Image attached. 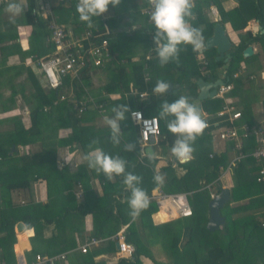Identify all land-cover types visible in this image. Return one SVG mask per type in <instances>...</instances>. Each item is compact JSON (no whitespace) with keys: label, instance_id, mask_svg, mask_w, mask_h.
I'll list each match as a JSON object with an SVG mask.
<instances>
[{"label":"trees","instance_id":"trees-1","mask_svg":"<svg viewBox=\"0 0 264 264\" xmlns=\"http://www.w3.org/2000/svg\"><path fill=\"white\" fill-rule=\"evenodd\" d=\"M221 1H212L218 10V23L222 25L228 23L234 31L238 32L244 30L249 22L255 20L264 30V0H237L236 5L230 10L224 9ZM66 4L61 3L52 10L56 22L64 25L75 24L78 26L77 31L87 26L86 22L79 19L76 2H72L69 6ZM206 4V6L209 5L208 2ZM147 5L145 0L143 7L146 8ZM33 7L32 3L31 7L23 14L21 23L32 27L27 54L36 64L41 58L47 55L51 56L54 53V46L49 42V21L32 15ZM195 7L192 11L198 10L199 13L196 14L194 27L199 28L202 24L205 26L200 30V33L206 40L211 36L216 23L204 22L199 3ZM139 12L137 13L141 14V11ZM149 27L154 33L155 27L153 25H149ZM92 31L94 34H104V31L101 33L97 29ZM0 35L2 36V33ZM107 37L112 53L116 50L119 51V43L123 40L130 56L135 44H139L145 52L137 62L132 63L128 72L125 65L115 64V60H112L104 68V74L107 76V93L120 95L117 100H111L108 96L96 98L98 102L105 104V111L110 116L113 115V107L118 105L126 106L129 111L141 109L145 117L158 119L160 134L155 139H160L159 144L172 146L175 136L168 131L167 122L159 119L160 105L164 101L174 102L180 96H186L190 102L194 103L198 96L196 81L199 78L215 81L220 76L219 74L215 75L214 71L220 67L225 68L222 73V81L233 85L230 97L239 93L243 94L242 105H239L240 101L235 107L237 109H240L237 106L243 107V117L246 122L253 124L248 96L245 95V92H241L242 86L249 82L250 78L246 72L247 67L243 68L241 62L253 61L260 55L264 57V32H245L240 42L232 44L227 63H224L223 60L216 62L214 57L216 51L206 49L203 57L206 61L207 74H209L206 77L201 75L202 65L196 59V53L192 46H188V56L182 57L183 61L179 59V63L172 61L161 67L155 50L151 59H145L147 50L150 46L153 47V35L150 37L151 40L142 33H137L132 38L123 34L118 37H112L109 34ZM15 38H17L16 34L9 36V39L14 40ZM252 44H256L260 52L244 59L242 55L244 49ZM1 50L5 51V57L12 54L23 56L25 53L18 43L1 47ZM210 50H212L211 54L208 53ZM123 55L125 54L123 53ZM130 56L128 60L131 59ZM176 65L178 67L173 69ZM240 69L243 71L234 77V74ZM172 70H176L180 74L179 77L175 78ZM87 71L88 69L83 72L82 77L85 87L89 86V78L85 76ZM28 75L32 92L28 96H23L24 101L30 106L27 114V127L22 118L14 117L6 121L7 128L0 130V250L4 264H15L12 247L16 241L14 228L19 222L28 229L34 230V236L31 239L33 256L36 255L39 241L47 249L44 253L54 255L74 246L75 242H69L68 236H65L67 229L70 225L71 234L82 233L84 217L89 214L93 218L92 236L97 239L110 238L122 226L128 225L126 241L134 245L135 253L130 259H119L117 264H142L141 257L153 260L154 264H264V227L255 220L254 216L259 209L264 207V201L260 198L264 194V183L256 181L258 170L260 167L264 168V159L258 164L253 158L246 157L237 164L235 175L238 185L232 188L229 202L249 201L245 207L238 209H230L229 202H227L220 211L224 217V225L220 230L210 232L207 230L210 198L205 185L220 176L219 167L227 168L232 144L227 143L225 151L217 152L214 150L213 136L203 131L192 145L195 149L192 160L179 164L184 169L183 175L178 176L173 168L177 161L174 154H172L171 160H167L160 172L156 173V165L160 158L163 156L166 158V156L160 154L157 156L156 154L152 161H149L147 157H139L142 149L138 143V128L130 120L129 111L126 113V119L120 122L121 143L115 145L110 140L109 127L101 128L92 123V115H96V111H88L77 118L70 102H60L58 106H53V101L57 99L56 92L44 90L30 69H28ZM145 77L148 79L146 80ZM158 80L174 83L178 85V88H174L169 94L156 95L153 89ZM74 87L77 97L84 95L82 86L77 82L74 83ZM134 89L138 93H146V99L140 100L138 94H134ZM14 97L15 95L9 101L11 104H14ZM223 104L222 99L213 97L202 101L201 107L206 113L213 114L219 111ZM5 111H9L8 106ZM3 123L0 121V125ZM63 129L70 131L67 138H59ZM93 140L97 142L93 148L98 147L109 155L121 157L127 162L126 171L142 177V183L139 186L146 191L148 198L158 187L166 194L187 193L193 212L192 216L154 225L151 217L158 212V206L155 201L149 200V206L133 220L129 215L130 192L125 191L121 183L122 178L110 182L102 173L97 174L88 168L86 162L74 168V172H72V168H69V165L58 168L57 152L59 147L76 144L80 146L85 155L89 151L88 145ZM37 143L40 144L38 151L24 153L17 157V147L25 148ZM129 143L136 145L132 152L125 150ZM254 147L255 139L253 137L245 140L244 153H250ZM155 175L164 176L162 184L154 183ZM37 180L46 182L48 202L44 205L32 202L26 206H13L10 198H7L10 193L14 190H29L31 184ZM93 180H97L102 186L100 196L92 189L91 182ZM75 186L84 190L80 199H76L73 192ZM250 211L253 214H249L247 217L232 218L233 214ZM51 227V239L43 240L44 232ZM27 233L31 234V231ZM57 241L60 242L59 249H53ZM104 244L87 254L78 252L71 258V264H107L95 262V257L103 254L111 255L115 252L114 242L106 241ZM152 247H158L160 252L165 253V257L170 258V262L155 261L152 255L153 251L151 252Z\"/></svg>","mask_w":264,"mask_h":264},{"label":"crops","instance_id":"crops-1","mask_svg":"<svg viewBox=\"0 0 264 264\" xmlns=\"http://www.w3.org/2000/svg\"><path fill=\"white\" fill-rule=\"evenodd\" d=\"M77 1L78 0H67L64 2V1H60V0H52L50 4H51V8H52L51 14H52V18H53L54 22H56V20H55V17L53 15L52 10L55 7H57L61 3H63V4L67 3L66 5L69 6L72 2H77ZM144 1L145 0H122L121 4L118 7H113L110 5L109 11L107 13H105L103 16L93 20V22H92L93 26L91 28H89L88 26H85V27H83V29L77 31L78 26L75 24L64 25V24H61L58 22H56V23H58L60 25H64L65 28L68 29L69 31H72L73 35H75L76 37H80L81 35H83V33L86 30L97 29L98 31H101V32L108 31L112 35V37H118L120 34H123L128 38H132V37H134L135 34H137V33L141 34L142 33V34H145L146 36H148V38L150 39L153 32L150 29L149 25L146 24L145 18L142 15V11L145 9L143 7ZM209 1H211V2H209ZM212 1L213 0H192V10H194L196 8L195 7L196 4L199 3V8H202L201 13L203 15L204 22L209 21V22H215L217 24L218 20H219L218 10H217L216 6L212 3ZM16 2L21 3L22 6L26 5L24 13L31 7L32 3L34 4L33 9L39 8V6H41L40 0H18ZM206 2L209 3L208 6H206L207 5ZM236 3H237V0H222L221 1L222 7L226 10L232 9L236 5ZM6 7H7V5L0 7V33H2V36L0 35V121L4 122L3 124L0 125V130L7 128L8 123L6 121H8L14 117H18L19 119L22 118L24 125L27 127V124H28L27 114H28V110H29L30 106L28 105V103H26L24 101L23 96H28L32 92L31 83L29 82V79H28V76H29L28 75V69H30L34 73V75L37 77V80H38L39 84L41 85V87L44 90L48 91L43 86V81L41 79L40 72L38 71V68L35 64V61L32 60V58L29 57V55L27 54L28 53L27 51L29 50V47H30V36L32 33V27L30 25H26V24L21 23V19H22V16L24 13L19 15V16H10V14L5 11ZM211 9H213V12L211 11ZM139 11H141V14H138V13H140ZM198 13H199L198 10L192 11V16L190 18H188V22L193 27H194V21L196 18V14H198ZM133 17H135V18H133ZM43 19H45V18H43ZM48 21L50 22V19ZM49 22H48V24H49ZM115 22H117V24H119V25L115 24ZM255 22L258 23V21L253 20V21L248 23L247 27L244 30H241L238 32L234 31L232 29V27L230 26V24H228V23L224 24L223 26H224L226 34L228 35L232 44H237L238 42H240V40L243 39V35L245 32H247V31L257 32L256 30L253 29ZM258 25H259V23H258ZM204 27L205 26L202 24L197 29L200 31ZM14 34L17 35V38H15L14 40L9 39V36L14 35ZM241 37H242V39H241ZM202 41H203V48L196 51V52L194 51V52L196 53V59H198V61L202 65V68L200 69L201 75L206 77V76H209V74H207L208 71L205 68L206 61H205V59H203L204 51L206 49H214L216 51V49L215 48H206L205 47V41L206 40L203 38V36H202ZM14 43L19 44L21 50L23 52H25L24 55L22 56V55H18V54H12V55H9L8 57H5L6 53H5V51L2 52L1 47L10 46V45H13ZM119 44H120L119 48H118L119 51L116 50L114 53H112L110 51L111 56H110L109 62L104 64L103 67H98V68L91 67V68H89L87 71V74L85 75V76H88V78H89L88 79V82H89L88 87L89 88H87L85 86H84V88L87 89V92H89V94L91 96H93L92 94L97 95V96H93L95 98L99 99V98H102L105 96H108V98L111 100H117L120 98L119 94H114V93L108 94L107 93V88H108L107 87V76L104 74L105 73L104 68L112 60H115V64L123 65V66L125 65V69L128 72V71H130V67H131L132 63L137 62L139 57H141L145 53V52H143V49L139 44H135L132 47V50H131L132 55L130 56L129 50H127L124 46L125 41L123 40ZM123 46H124V48H123ZM249 46L252 47V51H253V54L251 56L258 54L260 52V50L256 44H252ZM155 47H156V45L153 44V47L150 46L149 50H147V53L145 54L146 60L151 59V57L153 56V52L155 50ZM188 49H189L188 46H182L181 47V51L179 53V59H181L182 57L188 56ZM123 53L125 55H123ZM208 53L211 54L212 50L208 51ZM129 56L131 57V59L128 60ZM217 56H218V53L216 51V55L214 57L216 58ZM45 57H49V55H47ZM45 57H43V58H45ZM250 57H247V58H250ZM43 58H41V59H43ZM262 59H264V57L260 55V57H258L257 59H255L253 61H249V62L248 61H242L241 62V65L243 68L247 67L246 72L248 73V75H249L248 77L250 78L249 82L245 83V85L242 86L241 92L242 93L245 92V95L248 96L247 99H249V102H250L249 108L251 111V116H252L251 119H252L253 123L254 122L257 123V122L261 121L264 117V99H263V97H264V80L260 79L261 75L264 73V65L262 66V62L264 63V60L262 61ZM180 61H183V59H181ZM216 62H218V61H216ZM227 62H224V63H227ZM176 67H178V66L177 65L174 66L173 69H175ZM17 68H20V69L17 70ZM8 69H10V70H8ZM14 69H16V70H14ZM224 69L225 68L218 67L214 71V74L215 75L219 74V76H220L219 78L222 79V77H223L222 73H223ZM173 71H174V73H173L174 77L175 78L179 77L180 74L176 70H172V72ZM241 71H243V70L240 69L239 72H241ZM95 72H98V74L101 76V79H103L102 82H104V83H103V85L101 84L102 86L98 87V89L94 90V89H92V85H94L93 75L95 74ZM219 78H217V79H219ZM201 79L208 81V82H214V81L209 80L208 78L207 79L201 78ZM168 84H172V88L170 89V91L168 93H165V94H169L171 91H173L174 88H178L177 87L178 85H175L174 83H168ZM14 95H15V97L13 100H15V101H14V104H11L9 101H10V99H12V97ZM110 95H114V97L116 99L110 98ZM242 96H243V94L239 93V94H236V95L230 97V93H229V98L232 100L234 105L239 104L240 101H241V103L239 105L240 106L242 105ZM215 97H217V96H215ZM8 102L10 103V105L8 104ZM201 102L199 105L197 104V106L199 107L201 113L202 112L206 113L201 107ZM6 104H8V105H6ZM133 104L135 105V103H133ZM6 106H8L9 111H5ZM240 106H237V107H239L240 110L242 111L243 107H240ZM21 114H23V115L20 116ZM92 116H93L92 123H94L96 126L101 127V128L102 127L103 128L108 127L106 125V123L99 118V115L97 113H96V115H92ZM107 116L111 117L109 114H107ZM243 120L246 121L244 117H243ZM62 131L63 132L59 135V138H61V137L67 138L69 135L68 132H70V131L66 130V129H63ZM210 134L213 136L214 150H216L217 152L225 151L226 145H225V143H223L217 139L216 132L214 134L213 133H210ZM159 143H160V139L159 140L153 139L151 141V143L149 145H147L146 148H144V151L151 150L152 152L157 154V156L159 154L166 156V158L164 156L160 158V161L156 165V173L160 172L161 168L166 165L168 159L171 160L172 154H173L171 152V148L173 145L170 146L167 144V145L163 146V145H160ZM156 144H158V145L156 146ZM39 149H40L39 143L29 145V147H25V148H23L22 146H19V147H17V151H18L17 157H20L24 153H32V152L38 151ZM57 153H58L57 154V165H58V163H59V165L62 163H65V166L69 165L70 167L69 166L68 167L73 169L72 172L75 171V169L73 167L74 164H77V166H80V165H83L85 163V161L83 159L84 154L82 152V149L80 148V146H78L76 144H74L72 146L59 147ZM231 157H232V154L230 153L229 160L231 159ZM179 164H183V163H181L180 161L177 160L174 163L173 168L176 170V174L178 176H181L184 173L183 172L184 169L181 166H179ZM235 169L236 168L229 169L225 174V178L222 179V181L220 182L218 187H215V189L213 191L216 192V195L218 194V192L221 188H228L231 192L232 188H234L235 186L238 185V181H237V178L235 175ZM212 182H210V183H212ZM91 185H92V189L97 193V195L100 196L102 194L101 184L97 180H93L91 182ZM206 185H208V184H206ZM46 187H47L46 182L44 180H37V181L33 182V184H31V188L29 190H14L10 193V195L7 198H10V201H11L13 206H26L32 202L44 205L48 202V195H47V188ZM79 189H81L82 193L84 194V190L82 188L77 187V186H75V188L73 189V192L75 193ZM157 189H160V187L156 188L152 192V194H154ZM208 193H209V198H210V191H208ZM230 199H231V196H230L228 202L230 201ZM211 200L212 199L210 198V201ZM248 201L249 200H243L240 202H229L230 209H238L240 207H245L247 205ZM249 214L252 215L253 212L252 211H250L248 213L247 212H242V213L239 212V213L233 214L232 218L239 219L241 217H247ZM207 216H208V220H209V208H208ZM254 216H255V220H257L259 222L260 219L258 218V213H256ZM151 219H152V222L154 225H160V224L166 223V221H168L169 217L167 215H165V213L162 210L159 213L152 215ZM19 223H21V222H19ZM70 227L71 226L69 225V227L67 229V233L65 236H68L69 242L74 241L75 244L73 247H70L67 250L60 251V252L56 253V254H61V253L67 254L66 262H64L62 264H71L72 263L71 258H73V256L77 255L78 252L81 253L79 251V246L85 241V239L93 237L92 236V231H93L92 215L89 214V215H86L84 217V227H83L82 233L74 232V233H72L73 234L72 235L70 232V229H71ZM51 230H52V227L48 231L44 232L45 236H44L43 240H50L51 239V237H52L51 236ZM29 231H31V234L27 233ZM14 233H15L16 241H15L12 249H13V253L15 256V264H32L34 262V256L31 252L32 251L31 239L34 236V230L32 228L28 229L24 225V227L22 228L21 231H17L16 226H15ZM104 243L100 244L99 246L100 247L104 246L105 245ZM59 244H60V242L57 241L54 244L53 249L54 248L59 249L58 248ZM99 246L93 247L90 250V252L95 251L96 249H98ZM17 247H18V249H17ZM36 248H38L36 254H39L42 256H54V255H56V254L47 255V253H44V251L47 249H45V245L42 244V242H40V241L37 244ZM116 251H117V248H116L115 252L111 255H107V254L104 255L103 254V255H99V256L95 257V262H98V263L103 262V263H107V264H117L118 260L115 259ZM140 260H141L142 264H154L151 260H149L148 258H145V257H141ZM159 260H163V259H159ZM0 262L4 263V261L2 260V257H1V250H0ZM164 262L169 263L170 258L165 257Z\"/></svg>","mask_w":264,"mask_h":264},{"label":"built area","instance_id":"built-area-1","mask_svg":"<svg viewBox=\"0 0 264 264\" xmlns=\"http://www.w3.org/2000/svg\"><path fill=\"white\" fill-rule=\"evenodd\" d=\"M18 1V0H16ZM41 6L32 10V15L50 19L48 28L50 30L49 42L54 46V53L49 57H45L36 62L38 71L40 72L43 86L47 90H53L57 94V99L53 101V106H58L60 102H70L72 110L77 118H80L88 111H96L99 118L104 121L107 116L105 104L100 103L95 97L91 96L87 89L83 86V72L91 67H103L110 61L111 52L109 49L108 31L104 34H94L92 30H86L83 35L76 37L72 31L54 22L51 14V4L49 0H40ZM67 1V0H60ZM10 0H0V7L8 5ZM78 1L76 2V5ZM153 9L148 4L142 11L146 18V24L153 25L150 21ZM213 12V9H211ZM102 33V32H101ZM104 35V36H103ZM87 44V45H86ZM240 72L234 74V77ZM147 80L148 77H145ZM264 80V73L260 77ZM82 86L84 95L76 96V88L74 83ZM233 90V85L224 83L216 88V96L224 101L222 108L213 114L201 113L202 118L206 121V133H215L219 141L232 144L231 154L226 169L219 167L220 176L212 183L206 185L205 188L210 191V198L214 199L216 192L213 190L218 187L222 179L225 178L226 172L235 168L237 164L246 157L253 158L258 164L264 159V117L261 121L253 124L243 120V114L237 109L229 98V93ZM134 94H138L140 100H145L146 93H138L134 89ZM114 98V95H110ZM264 99V97H263ZM139 114V115H136ZM129 117L132 123L138 128L139 143L141 149L144 150L160 134V126L158 119L154 117H145L141 109H133L129 111ZM255 139V147L250 153L245 154V140L249 138ZM212 157V155H210ZM65 163L60 164V168ZM77 168V165L74 166ZM258 183H264V168L260 167L256 177ZM79 185V183H78ZM80 188V187H79ZM213 191V192H212ZM76 199L82 198V190L75 192ZM264 201V194L260 197ZM149 200L156 202L158 212L161 210L169 217L168 221L180 218H189L192 216V208L189 204L187 193L166 194L161 189H157ZM156 213V214H157ZM264 215V207H262ZM261 226L264 227V216ZM128 225H124L120 230L110 238L97 239L94 237L87 238L79 246L82 254H87L93 247H97L106 241H112L117 244L115 259H130L135 253L133 244L126 241V229ZM66 253L56 254L54 256H42L36 254L32 264H62L66 262ZM0 264H4L0 262Z\"/></svg>","mask_w":264,"mask_h":264},{"label":"clouds","instance_id":"clouds-1","mask_svg":"<svg viewBox=\"0 0 264 264\" xmlns=\"http://www.w3.org/2000/svg\"><path fill=\"white\" fill-rule=\"evenodd\" d=\"M121 2L122 0H78L76 11L79 14V19L86 22L87 26L91 28L93 18L103 16L109 11L110 5L118 7ZM146 2L153 9L150 21L155 27V32L152 35L161 67L172 61L179 63V53L182 46H192L194 51L203 48L200 31L188 22V18L192 16V0H146ZM25 6L16 0H10L5 11L10 16H19L24 13ZM170 87L165 81L158 80L153 92L162 96L169 91ZM128 111L126 106L118 105L113 107L111 117H104V122L110 128V140L115 145L121 143L120 122L126 119ZM159 119L167 122L168 131L175 136L171 152L177 160L181 163L191 161L195 151L192 145L207 127L199 107L190 102L188 97L180 96L174 102L164 101L160 105ZM96 143L93 140L88 145L89 151L83 157L86 166L97 174L102 173L110 182L122 178L121 183L125 191L130 192L128 198L129 215L135 220L149 206L148 195L139 186L142 183V177L126 171L127 162L121 157L109 155L98 147L93 148ZM135 147V144L129 143L125 150L132 152ZM155 155L151 150L144 151L142 149L139 153V157H147L149 161L155 159ZM153 180L158 185L162 184L164 176L155 175Z\"/></svg>","mask_w":264,"mask_h":264},{"label":"water","instance_id":"water-1","mask_svg":"<svg viewBox=\"0 0 264 264\" xmlns=\"http://www.w3.org/2000/svg\"><path fill=\"white\" fill-rule=\"evenodd\" d=\"M253 29L256 31L264 32V30H262V27L259 26L257 22L254 23ZM231 46L232 42L226 34L224 26L220 23L215 24L212 31V35L206 39L205 43L206 48L216 49L218 56L215 58V61L223 60L224 62H227L230 58ZM252 54L253 51L251 46H247L242 53L244 58L250 57ZM222 84L223 81L220 78L215 80L214 82H208L199 78L196 82L198 88V96L197 101H195V104L199 105L201 101L215 97L216 88ZM169 85L171 86V89L172 84ZM229 198L230 190L228 188H221L215 198L209 202V220L207 223L208 231L214 232L216 230H219L224 225V217L220 214V211L228 202ZM23 227V223H19L16 225L17 231H21ZM115 247H118L117 244H115Z\"/></svg>","mask_w":264,"mask_h":264},{"label":"rangeland","instance_id":"rangeland-1","mask_svg":"<svg viewBox=\"0 0 264 264\" xmlns=\"http://www.w3.org/2000/svg\"><path fill=\"white\" fill-rule=\"evenodd\" d=\"M51 1L52 0H49V2L51 3ZM205 43H206V41H205ZM264 59H262V61H263ZM264 65V63L262 62V66ZM93 77H94V85H92V89H98V87H100V86H102L103 85V83L104 82H102L103 81V79H101V76L98 74V72H95V74L93 75ZM102 84V85H101ZM98 85V86H97ZM87 88H89V87H87ZM102 88V87H101ZM23 114H21L20 116H22ZM147 151V150H146ZM75 165H77V164H74V166ZM73 166V167H74ZM58 167L60 168V165H59V163H58ZM77 192V191H76ZM75 194V193H74ZM257 213H258V218L259 219H262L263 218V213H262V208L261 209H259L258 211H257ZM259 223H260V225L262 224V220H260L259 221ZM156 250V251H155ZM152 251H154V252H152ZM151 252H152V255H153V257H154V259H155V261H157V262H160V261H164V259H165V253H163L162 251L160 252L159 251V249H158V247H152L151 248ZM149 259V258H148ZM159 259H163V260H159ZM149 260H151V259H149ZM151 261H153V260H151ZM153 263H154V261H153Z\"/></svg>","mask_w":264,"mask_h":264},{"label":"bare ground","instance_id":"bare-ground-1","mask_svg":"<svg viewBox=\"0 0 264 264\" xmlns=\"http://www.w3.org/2000/svg\"><path fill=\"white\" fill-rule=\"evenodd\" d=\"M162 211V210H161Z\"/></svg>","mask_w":264,"mask_h":264}]
</instances>
